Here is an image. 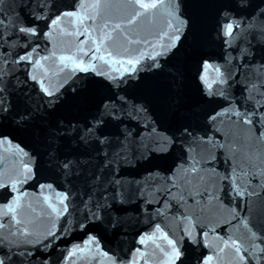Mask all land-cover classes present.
<instances>
[{
	"label": "water",
	"instance_id": "95a60500",
	"mask_svg": "<svg viewBox=\"0 0 264 264\" xmlns=\"http://www.w3.org/2000/svg\"><path fill=\"white\" fill-rule=\"evenodd\" d=\"M0 264H264V0H0Z\"/></svg>",
	"mask_w": 264,
	"mask_h": 264
}]
</instances>
